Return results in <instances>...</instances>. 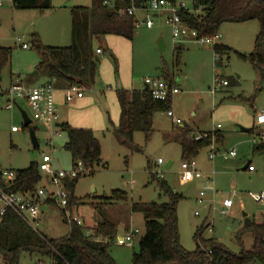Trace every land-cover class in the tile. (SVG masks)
I'll return each mask as SVG.
<instances>
[{
	"label": "rangeland",
	"instance_id": "374dc122",
	"mask_svg": "<svg viewBox=\"0 0 264 264\" xmlns=\"http://www.w3.org/2000/svg\"><path fill=\"white\" fill-rule=\"evenodd\" d=\"M1 1L0 46L11 47L13 54L3 71L0 90L9 86L11 73L20 75L27 80L28 86L35 87L41 82L42 75L31 77L40 61L33 48V37L36 34L45 45H70L72 8L89 7L92 0H48L51 7L44 10L18 9L12 0ZM182 4L194 11V0L176 1L178 8ZM167 16L166 10L151 14L154 24L148 28L144 22L147 14L139 13L132 41L119 39L114 42L111 39L109 42L106 37L95 40V47L102 45L103 49L99 55L101 61L95 84L91 89H82L85 96L82 102H72L73 98L70 100L72 103L61 108L58 106L61 120L72 113L75 123H91L85 120L98 123L101 119L104 122L96 134L102 143L103 163H107V168L100 165L92 175L78 180L74 189L75 201L69 210L73 217L82 221L85 229L94 228L102 220L115 225L114 238L108 241L109 252L117 264H134L133 254L138 251L145 232L144 217L131 210L132 203L168 201L160 191V179L154 175L156 172H162L170 188L183 195L177 212L181 244L187 250L196 249L194 233L202 225L204 238H214L234 253H239L242 246L249 250L253 244L251 233L242 236V243L238 239L244 225V214L257 222L264 221V201L258 199L264 193V150L254 151V145L261 143L258 135L254 140V134L264 132V125L258 127L256 124V114L264 108V76L240 55L253 51L260 30L259 22L223 23L217 32L221 38L216 39L213 45H226L231 50L216 55L213 45L209 47L196 38L175 40L172 27L166 22ZM160 41L165 45L164 50L159 49ZM23 43L30 48L24 49ZM176 46L183 47L179 66L175 64ZM168 72L174 74L179 90L173 95L172 102L176 116L194 128L219 129L224 136L223 144L219 145L220 152L233 148L237 151L234 158L223 160L218 156L215 161L216 209L209 207L208 200L203 204L197 201L205 181L193 180L181 170L182 163L187 161L177 140L181 127L165 113L155 115L154 131L149 139L143 132L134 134V147L122 144L113 133L119 120L117 90L125 89L124 82L128 88H137L145 78H164ZM223 81L228 84L221 85ZM107 87H112V92H108ZM6 99V96H0V102ZM21 110L33 119V113L24 100H18V105L12 110L0 109V170H22L31 162H41L43 155L50 154L54 169L72 171L71 155L64 147L65 132L59 129L60 134L51 138L49 131L34 120L31 127L39 141V147L35 148ZM11 113L16 115V120L11 121ZM241 126L255 129L254 132H243ZM13 127L19 130L13 132ZM207 152L208 148L203 149L195 157L203 171L212 170L206 158ZM159 158L163 164L158 166ZM249 162L255 169L252 173L244 169ZM42 183L48 185L46 179ZM115 190L126 192L128 199L106 204L103 197L111 196ZM225 195L233 198L234 202L228 214L221 213L220 201ZM209 198L213 199L210 195ZM42 211L38 226L41 234L50 239L68 235L69 225L64 221L60 208L47 204ZM136 230L131 243H127V235ZM19 264H51V261L47 257L22 253Z\"/></svg>",
	"mask_w": 264,
	"mask_h": 264
},
{
	"label": "trees",
	"instance_id": "16d2710c",
	"mask_svg": "<svg viewBox=\"0 0 264 264\" xmlns=\"http://www.w3.org/2000/svg\"><path fill=\"white\" fill-rule=\"evenodd\" d=\"M105 1L107 0H92L89 7L72 8L71 44L68 46L45 45L35 34L32 43L40 58L38 70L45 71L52 79L64 81L68 85L91 88L95 84L99 62L95 61L94 56L97 54L96 48L103 49L102 45L95 47L94 41L107 35L121 36L132 41L138 23L136 15L118 14L120 8L131 6V0H112L115 2L114 8L104 5ZM147 1L137 0L136 5L141 6ZM167 1L175 5L177 0ZM12 2L18 9L44 10L51 7L48 0ZM179 16L186 26L197 32L199 38L215 36L225 22L257 20L260 30L256 36L255 47L250 53L240 55L248 59L259 74L264 76V0H194V11L182 8ZM213 48L216 55L231 50L221 44H215ZM182 51V46L174 48L177 66L180 65ZM12 54L11 47L0 46V82ZM163 79L176 86L174 74L168 72ZM117 98L121 112L119 125L114 130L119 140L131 147H134L133 136L136 132H143L146 139L150 138L154 131L155 115L170 110L173 102L170 94L159 100L147 88L119 89ZM60 129L67 135L64 147L72 157L73 166L82 162L86 169V173L66 180L70 195L68 208L72 209L78 180L82 176L92 175L100 165L107 168V163L102 162V146L92 129L76 128L68 123H60ZM254 129L250 131L254 132ZM192 131L189 125L179 128L177 140L184 159L195 158L201 150L207 148L212 141V133L217 143L220 140L217 130L209 132L207 138L199 141L190 137ZM263 150L264 142L254 145V151ZM42 180L38 163L31 162L27 168L17 170V179L12 189L34 191ZM159 188L168 198L167 202H133L131 205V210L141 213L145 220V232L140 239L138 251L133 254L134 264H264V221L245 220L238 239L242 243V236L251 233L253 244L249 250L242 246L239 253H234L216 239L204 238L203 226L194 233L196 249L187 250L181 244L177 212L183 195L174 192L164 179L159 180ZM103 199L106 204H110L126 201L128 195L124 191L115 190L111 196ZM62 216L69 225L68 235L50 239L34 231L16 214L9 212L0 222V255L4 264H19L22 253L47 257L54 264H117L109 252L108 240H112L115 235V225L112 222L102 220L92 229L93 236H88L84 226L68 222L64 211ZM94 237H101L106 241H96Z\"/></svg>",
	"mask_w": 264,
	"mask_h": 264
},
{
	"label": "built area",
	"instance_id": "2783aa9c",
	"mask_svg": "<svg viewBox=\"0 0 264 264\" xmlns=\"http://www.w3.org/2000/svg\"><path fill=\"white\" fill-rule=\"evenodd\" d=\"M137 0H131V6L118 10L119 15H137L138 12H145L147 14V19L144 21L148 28L153 27V20L151 14L159 13L166 10L168 16L166 22L171 25L173 30V36L175 40H182L184 38H196L200 43L205 45H213L216 39L221 38L220 35L216 34L213 37H202L199 38L195 30L190 29L186 26L180 16L179 10L186 7L183 4L180 8L177 5L171 6V2L167 0H148L141 6L136 5ZM104 5L114 8L115 2L112 0H107L103 3ZM3 2L0 0V6ZM22 47L27 49L29 45L26 43L22 44ZM97 54H101L102 50L97 49ZM52 81L39 85L37 87L28 86L20 76H16L15 80L12 82L10 87L6 91V95L9 100L5 106L7 109H12L16 100H24L30 107L33 113V121L36 120L40 124L46 126L45 128L49 131L51 138L59 135L60 127L57 126L60 123V114L58 111V106L55 99V86ZM227 81H223L221 85H227ZM220 86V83H217ZM149 89L152 95L159 100L164 99L168 94L173 96L177 93L178 87L175 85H170L165 79L151 78L147 77L143 80V88ZM75 96L82 97V89L78 85H71V88L67 91V100H72ZM1 107V104H0ZM165 114L173 120V123L181 128L186 124L182 119L177 117L171 108ZM257 126L264 125V108L256 115ZM220 127V125L218 126ZM12 130H18L13 127ZM215 131V130H214ZM211 131V132H214ZM208 131H197L194 130L190 133V137L196 141L203 140L209 136ZM257 135L260 136L259 140L264 142V132H257L254 134V140H257ZM51 145V142H48ZM210 149L209 159L214 162L215 159L220 156L222 159L227 160L231 157L237 156V151L235 148L230 149L227 152L221 153L216 145V137L212 133V141L208 146ZM163 164V160L159 158L156 165ZM39 171L43 177L48 182V185H44L42 182L35 188L34 191H17L13 190L14 182L17 179V171L14 170H0V222H2L9 212L16 214L24 223L31 227L34 231L39 232L38 226L42 218V207L51 204L62 211H64L65 218L68 222H76L78 225L83 226L82 221L76 217L72 216L68 208L70 203V195L66 187V180H72L76 178L79 174L86 172V169L82 162H78L77 165L72 169V171L56 170L53 168V156L50 154L43 155L41 162L38 163ZM196 166V159L191 158L186 162L182 163L183 169L194 168ZM249 171H254V167L249 165ZM158 178L164 179V174L162 172H156L155 174ZM43 181V180H42ZM208 191H212L213 195L216 193L214 186H205L200 192L201 196H205ZM260 201H264V193L258 197ZM201 201V200H200ZM233 198L226 196L222 200V214H227L233 207ZM213 209H216V201L212 202ZM198 214V212H196ZM94 232L92 229H86V235L93 236ZM137 234L136 231H131L127 237L126 242L131 243L134 235ZM96 241H106L101 237H94ZM51 264H54L51 262Z\"/></svg>",
	"mask_w": 264,
	"mask_h": 264
},
{
	"label": "crops",
	"instance_id": "0c3cea01",
	"mask_svg": "<svg viewBox=\"0 0 264 264\" xmlns=\"http://www.w3.org/2000/svg\"><path fill=\"white\" fill-rule=\"evenodd\" d=\"M139 13H142V12H138L137 13V15H136V17L138 18V15H139ZM106 39L109 41V42H111V39H112V41H117V40H119V39H126V38H123V37H121V36H116V35H107L106 36ZM126 40H128V39H126ZM108 42V43H109ZM27 44V43H26ZM48 46H52V45H48ZM97 47V46H96ZM211 47H212V45H211ZM29 48H30V46H29ZM25 49V48H24ZM28 49V48H27ZM96 50H97V48H96ZM102 53H103V50H102ZM101 53V54H102ZM250 53V52H249ZM98 55H100V54H98ZM100 57V56H99ZM100 61H101V58H100ZM40 75H42V80H41V82L38 84V85H43V84H46V83H48V82H50V81H52V78L44 71V73L43 72H41L40 70H38L37 69V74H35V75H31V77H38V76H40ZM16 76H20V75H17V74H14V73H11V77H10V84H9V86L7 87V88H5V89H1L0 90V96H6L7 97V99L4 101V102H0V104H1V107H0V109H5V110H12V109H7V108H5V106H6V104H7V102H8V100H9V97L6 95V91H7V89L10 87V85L12 84V82L15 80V78H16ZM21 77V76H20ZM101 78H102V75H101ZM23 81H25L26 83H27V85H29L28 84V82H27V80L24 78H21ZM113 82H114V79H113ZM125 84H124V87H125V89H128V90H131V89H142L143 88V82H142V84L139 86V87H133V88H128L129 86H128V84H127V82H124ZM119 84H120V82H119ZM37 85V86H38ZM122 85H123V83H122ZM37 86H35V87H37ZM54 86H55V99H56V103H57V106H59L60 108H61V106H64L65 104H68V103H72V102H75V103H80V102H82L83 101V99L85 98V96H84V94H83V96L82 97H77V96H75L74 97V101L72 100V102H70V101H68L67 100V91H68V89H66L68 86H71V85H68V83H66V82H64V81H61V80H55V82H54ZM176 86H177V84H176ZM2 86H1V82H0V88H1ZM92 88V87H91ZM91 88H86V89H91ZM81 89H85V88H81ZM107 91L108 92H112V87H107ZM19 100V99H18ZM18 100H16V104L15 105H18ZM21 100V99H20ZM117 101H118V98H117ZM118 104H119V102H118ZM174 111V110H173ZM120 112H121V109H120V105H119V114H118V116H117V120H118V117H119V120H120ZM176 111H174V113H175ZM259 113V112H258ZM176 115V114H175ZM257 115V114H256ZM10 118H11V121H13V120H16L15 119V114L14 113H11L10 115ZM119 120H118V124H117V126L119 125ZM85 121H90L91 123H75V116L71 113H68L67 114V116H66V118H64V119H62L61 120V118H60V123H68L69 125H71V126H73V127H76V128H88V129H92L93 130V132H94V134L96 135V137L98 138V136H97V134H96V132L98 131V129H99V127H103L104 126V122L102 121V119L100 120V122H94L93 120H85ZM172 122H173V120H172ZM187 124V123H186ZM187 125H189V124H187ZM44 126V125H43ZM117 126H114V128L115 127H117ZM190 126V125H189ZM44 127H46V126H44ZM192 129H194V130H197V131H208V132H211V131H214V130H203L202 128H200V126L198 127V128H194V127H192V126H190ZM220 128V127H219ZM13 129V128H12ZM202 129V130H201ZM19 130V129H18ZM18 130H13V132H17ZM217 131H219V133H220V130L219 129H216ZM215 130V131H216ZM241 131H243V130H241ZM243 132H246V131H243ZM248 132H251L250 131V129H249V131ZM113 133L115 134V136H116V138L119 140V138L117 137V135H116V133H115V130L113 129ZM178 134V133H177ZM99 139V138H98ZM120 141V140H119ZM223 141H224V136H223V134H221L220 133V140H219V142L216 144L217 145V147H218V149H219V145L221 146V144H223ZM67 142V139L65 140V143ZM122 144H125L124 142H122V141H120ZM101 143V142H100ZM102 144V143H101ZM102 146V145H101ZM208 148V147H207ZM204 149H206V148H204ZM202 151V150H201ZM201 151H200V153H201ZM209 152H210V149L208 148V152H207V156H206V158H207V161H208V163H209V165L211 166V171L209 170V169H207V170H202L201 169V167H200V165H199V163L196 161V166L194 167V168H188V169H183L182 168V166H181V170L185 173V175H187L188 177H190V178H192L193 180H196V179H198V180H203V181H205V185L202 187V188H204L205 186H214V181H213V176H214V170H215V161H216V159H215V161L214 162H212L210 159H209ZM102 153H103V149H102ZM200 153L198 154V156L200 155ZM197 156V157H198ZM196 157V158H197ZM236 157V156H235ZM231 158H234V157H231ZM71 159H72V157H71ZM230 159V158H229ZM229 159H227V160H229ZM186 160H189V159H186ZM224 160V159H223ZM102 162H104L103 161V157H102ZM72 165H73V163H72ZM249 167V166H248ZM248 167L247 168H244V169H247L248 170V172H250V173H252V171H249V169H248ZM214 188H215V186H214ZM203 190V189H202ZM215 190H216V193L213 195V193H212V191H208L207 192V194L205 195V196H201L200 195V192H199V197H198V199H197V201L199 202V203H201V204H203V203H205L207 200H208V202L207 203H209V207L211 208L213 205H212V202H213V200H215V201H217V197H218V191H217V189L215 188ZM209 195H210V197L212 196L213 197V199L212 198H209ZM226 196H228V195H225L224 197H226ZM223 197V198H224ZM223 198H222V200H223ZM201 200V201H200ZM222 200L220 201V204H221V208L223 207L222 206ZM233 206H234V204H233ZM232 209V208H231ZM231 209H230V211H231ZM230 211L228 212V213H230ZM227 213V214H228ZM42 214H43V211H42ZM42 219V218H41ZM246 219H253V220H255L254 218H249L248 216H247V214H244V222H245V220ZM256 221V220H255ZM257 222V221H256ZM263 222V221H262ZM210 223H208L207 225H209ZM203 226V225H202ZM93 229V228H92ZM3 264V263H2Z\"/></svg>",
	"mask_w": 264,
	"mask_h": 264
},
{
	"label": "water",
	"instance_id": "95a60500",
	"mask_svg": "<svg viewBox=\"0 0 264 264\" xmlns=\"http://www.w3.org/2000/svg\"><path fill=\"white\" fill-rule=\"evenodd\" d=\"M208 46L211 47L210 44ZM164 48H165V45H164L163 41H160L159 42V49L160 50H164ZM94 58H95L96 62H100V57H99L98 54H96L94 56ZM35 74H37V71H35L32 75H35ZM21 112H22V116H23V119H24L25 126L29 127L30 136H31V140H32L33 146L34 147H38L39 146V141H38V138L36 136V131H35V129H33V127H31V124L33 123V120L29 117V115H28V113L26 111L21 110ZM57 126L60 127V123H58ZM240 129L243 130V131H246V132L249 131V129L244 128L242 126L240 127ZM170 164L171 163H169L166 167L169 168ZM249 165H250V162L244 168H247Z\"/></svg>",
	"mask_w": 264,
	"mask_h": 264
}]
</instances>
